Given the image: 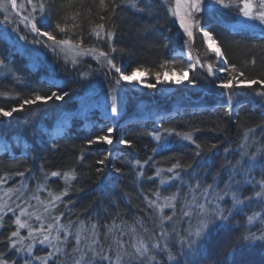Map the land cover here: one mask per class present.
<instances>
[{"label": "trees", "instance_id": "1", "mask_svg": "<svg viewBox=\"0 0 264 264\" xmlns=\"http://www.w3.org/2000/svg\"><path fill=\"white\" fill-rule=\"evenodd\" d=\"M174 1L170 0V3L174 5ZM148 2L152 4L148 11L136 13L129 9L119 13L112 21L116 24V37L112 43L123 50L113 53L112 56L114 62L125 69H148L143 71L148 82L156 84L150 91L136 89L124 81L117 85L115 79L118 74L114 70L107 71L102 68L91 57L83 58L80 64L73 67L70 59L65 60L63 52H57L53 56L48 52L46 59L37 57V64L32 65L29 48L14 44L0 34V93H7L0 95V108L9 110L10 107H16L17 97L24 98L35 91L41 94L68 93L62 101L53 97L47 103H38L31 109L25 106L24 111L13 113L12 117H0V177L6 180L4 186L13 189L21 183L26 184L29 196L31 191L37 189L38 184L45 183L44 173L75 167L79 178L73 181L74 190L63 198L65 203L59 204L54 215L62 212L64 224L69 219L76 221L71 229L73 233L76 232L80 221H83L86 226L93 223L99 225L100 233L105 234L107 226L115 221L121 228H114L113 233H107L106 239L102 236L105 247L113 243V235L126 241L130 227L135 226L144 234L138 223L141 219L145 227L158 232L159 216L148 208L144 199L146 195L154 199L155 197L151 196L152 191L159 189L163 196H167L180 188L181 197H189L188 185H194L197 181L201 185L211 184L213 177L218 178L219 187L223 188L228 180L230 166L241 159V153L245 150L241 145L245 142L246 134L249 145L247 150L250 153L264 148V98L254 95L253 90L248 88L236 89V94L229 97L226 90L217 86V77H226L228 73L216 71L220 65L216 62L215 53L207 50V44H202V34L196 33L195 28L193 55H199L202 63L205 60L213 63L215 75L209 76L205 69L198 65L195 70L190 71L188 79L194 80V84L187 82L183 85H173L167 93L151 94L153 90L161 88L162 83L155 81L154 73L160 70L159 64L162 61L174 59L177 68L186 67L190 62L178 50L183 41L189 39L187 35L176 22L174 23V18L162 0ZM67 5L68 0H55V8L49 20L55 22L58 16L64 13L83 11L84 15L78 17L76 22L83 28L85 43L92 40L95 44V39L88 36L90 24L89 20L85 19L88 13L79 3L71 8ZM84 5L92 7L91 20L99 22L93 0H84ZM229 14H237V9L224 7L215 15L199 13L195 17V23L198 21L200 27L207 26L230 64H236L249 78H264V50L259 47L264 45V34L236 29L225 20ZM79 31L80 29H77L76 33ZM76 33L70 32L67 35L75 38ZM60 35L64 34H58V38ZM254 45L256 47H253ZM97 46L108 51L106 42H100ZM253 57L257 61L254 66L250 64ZM84 72L89 73V78L81 75ZM98 77L103 87L121 89L128 101L145 96L142 93L147 92L148 97L145 100L153 102L149 113L128 110L117 121L110 115L97 111L84 116L66 114L76 109L77 98L87 91L90 83ZM259 87L253 85V89ZM229 103L231 112L228 111ZM108 127L116 129L115 141L111 145L87 143ZM164 129H175V132L199 129L194 131V138L202 145L204 151L200 156H196L194 145L182 140L175 132L169 135ZM249 129H254V132H249ZM151 133L160 134L161 140H155ZM120 137L131 141L132 146L118 143L117 138ZM213 144L217 147L209 152L207 149ZM82 150L84 160L80 161ZM108 151H111L112 155L105 164H99L98 161L103 159ZM149 157L152 159L148 160ZM177 159L192 164L187 173H181L185 183L181 185L179 181H172L160 185L161 177L167 179L171 173L163 172L161 177H155L156 170L169 168ZM136 160H140L143 165L142 177L137 175L141 169L135 166ZM145 160H148L147 164H143ZM248 163L255 164L253 175L259 180L264 156L258 155L255 162ZM117 168L121 171L117 172ZM98 169L100 171H97ZM18 172H24L25 175L19 176ZM150 176L155 179L149 180ZM242 178V175L235 177L236 180ZM47 186L50 190L58 192L63 187V181L50 178ZM244 191L246 195H251L253 190L250 186H245ZM42 194L48 196L45 190ZM2 196L1 191L0 203ZM69 200L72 203L69 204ZM224 206H231L228 197ZM181 207L182 201H178L177 217L173 222L165 221L164 224L169 231L175 226L183 235L185 222L178 218ZM164 211L167 215L172 213L171 209ZM252 211H261V208L255 203L244 208V212L235 217L231 230H225L221 239L235 243L236 238L244 231L245 214H251ZM47 216L48 220L51 219ZM12 219V213L5 216V224L11 227L0 230L3 232L0 240L9 231L14 230ZM257 227L258 225L253 226L251 230L255 232ZM121 229L129 234L121 235ZM144 235L151 238L150 234ZM70 240L74 243L73 237L70 236ZM172 240L176 241L178 237L173 235ZM36 248L39 251L36 255L40 256L49 251L46 247ZM180 248V244L175 243L173 252L183 264H193V261L201 259L199 256H188L186 247L185 255L180 256ZM0 251L6 250L0 246ZM40 251H45V254L41 255ZM226 256L229 264H264V246L259 243L237 246L235 254L229 255L228 248L222 244L212 264H224ZM62 259L64 264H72L71 257ZM158 259L167 261L166 254H159ZM20 262L18 260V264H21Z\"/></svg>", "mask_w": 264, "mask_h": 264}, {"label": "snow or ice", "instance_id": "2", "mask_svg": "<svg viewBox=\"0 0 264 264\" xmlns=\"http://www.w3.org/2000/svg\"><path fill=\"white\" fill-rule=\"evenodd\" d=\"M79 3L81 8L88 13L85 19L89 20L90 28L88 30V36L93 37L96 41L94 44L92 40L85 43V35L83 28L80 24H77L78 17L84 15L83 11L77 10L73 13H64L62 16H58L55 22H51L49 17L53 14L55 8V0H27V5H30V10L27 15H24L20 20L21 24L34 33L38 37H46L47 40L43 43L46 47L51 48L55 53L57 51L65 54V60H69L73 67L80 64L85 57H91L97 64L107 71H115L118 77L115 79V83L119 85L121 81L132 82L133 77L137 72H141V67H134L125 69L123 66H118L114 62L113 53L123 51L118 49L112 41L116 37V24L112 21L119 15V13L126 10H133L136 13H144L151 9L152 4L148 0H93V4L97 9L95 15L98 17L99 22H93L91 16L93 14L92 7H86L84 0H68V7H73ZM162 3L167 7V11L172 17H175V21L179 22V27L183 29V32L189 38L183 41L182 49L188 48L187 52L181 51L182 56H187L190 63L186 67L175 66V60H164L159 64V71L154 73L155 81L158 83L169 82L162 80V76L166 77L168 72H171L173 76L178 71L181 77L186 78L188 71L195 70L197 66L201 69H205L209 76L215 75L213 63H208L205 60L201 62L199 55H193L192 45L195 42V34L201 35L202 44H207L208 49L215 53L216 62L220 67L216 70L218 72H227L226 77H217L219 79V88L226 90V95L231 97L236 94V89L248 88L252 89L254 95L264 98V78H249L246 76L245 71L238 68L236 64H230L225 53L219 46H213L212 33L207 27H200L199 23H193L194 13H199L204 10V0H175L174 6L170 3V0H162ZM215 3L222 5L225 8H237V14L247 18V20H258L261 24H264V0H215ZM211 7V4H209ZM9 8H25L24 4H17V0H0V11L7 13ZM5 21L8 22L9 17L5 15ZM71 21V23H69ZM80 29L79 33L76 30ZM16 30L19 31V24L16 26ZM264 31V29H262ZM73 32L75 38L68 33ZM58 34L60 38H58ZM26 39L27 37H20ZM50 41L51 43H47ZM33 43H41L40 40H33ZM100 42H106L108 51H104L103 48L97 46ZM91 45V46H90ZM253 47H256L255 45ZM264 50V45L259 46ZM2 63V61H0ZM257 63L256 58L253 57L250 60L251 65ZM169 65H172L170 68ZM148 71V69H143ZM85 78L88 76L87 72L81 74ZM143 83V81H139ZM176 84L184 82L183 79H176L172 81ZM189 83L194 84V80H189ZM253 85H259V88L253 89ZM149 88H155L156 84L151 83L146 85ZM0 95H7V93H0ZM67 92L57 94L56 92L41 94L39 91L33 92L31 95L20 98L17 97L18 106L10 107L9 110L0 108V117H12L13 113L22 112L25 110V106L30 109L38 103H47L55 97L56 100H64L67 96ZM115 95L112 96L113 106L111 113L113 116L119 115L116 107ZM228 111L231 112V104L229 103ZM116 131L113 127H108L106 131L102 130L101 134L96 135L95 139H89L87 143L93 144H108L113 143L111 133ZM199 131V129H194ZM194 131L187 132H175V129H164V132L171 135L173 132L179 136L182 140L190 142L195 146V155L200 156L204 151V148L194 138ZM249 132H254V129H249ZM155 140L160 141L161 135L157 133H151ZM117 142L120 144L132 146V142L117 138ZM217 146L211 145L207 150L213 151ZM245 149L241 153V159L229 168V176L227 182L224 183V187H219V181L217 177H213V182L207 185H201L197 181L194 185H188V195L191 196V200L187 197H181V190L177 188L175 192L170 195L163 196L159 189L152 191L151 196L154 199L145 196L144 199L149 209L153 210L154 214L159 216V233L156 234L155 230L149 229L144 226L143 220H139L140 228L143 229L144 235L141 234L138 229L133 226L129 228V232L133 235L131 240H123L120 236L113 235V243L107 244L105 247L104 239L107 238V233H113L114 228H121V225H116L113 221L112 225L107 226V233H100V226L93 223L90 226H86L83 221H80L79 227L76 232L71 231L72 226L76 221L68 220L66 224L60 223L63 213L59 215L51 216L53 210L58 209L59 204L65 203L64 197L69 195L70 191L74 190L73 181L79 178V174L75 167L68 168L67 170H53L46 172L43 175L45 181L44 184H38L37 189L45 190L48 193V199L45 201L41 199L39 195L33 194L32 199L36 200L38 205L43 207V213H47L51 216L52 223H48L45 226L43 220L45 219L43 213L38 214V211L29 212L28 208L20 207L19 214H16L14 208L8 207V212H11L14 219L11 220V224L15 225L14 230L4 235V238L0 240V246L6 251H0V264H18V260L22 261V264H35L39 261L40 264H64L62 257H71L72 264H183L181 259L177 258V254L173 252L175 243H179L181 248L179 255H185V247L187 248L188 256H199L200 260L193 261V264H212L221 250V245L228 248V254L234 255L237 246L251 245L259 243L264 246V166L261 168L260 179L257 180L253 175L255 168L254 163H248V161L255 162L257 156H264V148L258 149L256 152H249L247 143V134L245 135V142L241 145ZM155 151V149L153 150ZM112 155L111 151H108L107 155L98 163L103 165ZM245 157L247 160H245ZM149 157L148 160H151ZM80 161L84 160L83 150L79 157ZM148 160H145L143 164H147ZM135 166H139L141 170L137 172V175L142 177L144 172L142 170L143 165L140 160L135 161ZM226 167H228L226 165ZM192 168L191 163L181 162L179 159L175 161L167 169H157L155 177H161L163 172L171 173L167 179L161 177L160 185L169 184L172 181H179L183 185L184 179L181 173H187L188 169ZM31 171V170H29ZM97 171H100L98 169ZM117 172L121 169L117 168ZM17 175L24 176V172H18ZM237 175H242V179L236 180ZM155 177H148L149 180H154ZM50 178H59L63 181V187L60 191H52L48 188L47 182ZM6 183V180L0 177V185ZM245 186L252 188V194H245ZM14 190L9 188L4 192L5 196H9ZM198 193V194H197ZM225 197H228L231 206H222L225 202ZM161 199L163 203H160ZM182 201L183 207L179 209V219L187 223V228L183 230V235L177 231L173 226L169 231L164 227V222H173L177 217V203ZM68 203H72L71 200ZM257 204L261 208V211H252L251 214H245V224L243 225L244 231L236 238L235 243L230 240H222L221 236L225 230H231L233 227V221L235 217L244 212V208L249 207L252 204ZM7 205H0V230L5 227H11V225L5 224V216L7 212L4 209ZM29 207H35L29 205ZM165 209H171L170 215L165 214ZM27 217V219H22ZM35 217L37 225L31 223V218ZM195 221V223H193ZM123 223V222H122ZM257 231H252L253 226H257ZM238 226V222H237ZM21 229L27 230V235L21 234ZM53 229H55V235H53ZM63 233V238L61 236ZM259 233V234H257ZM129 233L123 232L121 229V235H128ZM0 235L3 232L0 231ZM173 235L178 237V240L173 241ZM73 237V241L68 238ZM37 244L47 246L51 249L46 255H35L34 251ZM166 254L167 261L162 262L158 259L159 254ZM224 264H229L227 256L225 257Z\"/></svg>", "mask_w": 264, "mask_h": 264}, {"label": "rangeland", "instance_id": "3", "mask_svg": "<svg viewBox=\"0 0 264 264\" xmlns=\"http://www.w3.org/2000/svg\"><path fill=\"white\" fill-rule=\"evenodd\" d=\"M17 4L18 5L24 4L25 8H23V9H21V8H17V9L9 8V11L7 13H5L4 11H0V34L3 37L6 36L14 44L21 45L24 48H29L31 50L30 57H31V60H33L32 65L37 64V60H35L37 57H42V59H46L48 52L51 53L50 55H52V56L57 54V52H60V51H57L54 53L51 50V48L46 47L45 44L43 43L44 41L47 40L46 37L36 36L34 33L29 32V30L24 26V24L20 23V20L22 19V17L24 15L28 14V11L30 10L31 6L27 5V0H17ZM174 4H175V1H174ZM209 4H211V7H209ZM203 7H204V10L199 12L200 14L207 12V13L215 15L221 9H224V7L222 5L216 4L215 0H204ZM199 13L193 14V16H194L193 23L194 24L196 22L195 17ZM5 15H7L9 17L8 22H6L4 19ZM173 18L175 20V17H173ZM225 20L227 21V23L229 25L235 27L236 29L251 31L254 33H259V34H264V31H262V29H264V24H261L258 20H247V18H244L238 14H229L228 16L225 17ZM176 23L179 26V22L176 21ZM17 24H19V31L16 30ZM203 27H207V26L204 25ZM20 37H27V38L21 39ZM33 40H40L41 43H33L32 42ZM47 43L50 44L51 42L48 41ZM178 50L180 52L182 50L184 52H187L189 49L186 47H184L182 49V47H180ZM184 57L187 59L186 55ZM188 62H190V61H188ZM189 76H190V71H188V75L186 78L181 77L179 72H176V74L174 76H173V74L168 72V75L166 77L163 76L162 80H167L169 82L162 83L161 88L157 89L156 91L153 90L151 92V94L162 93V92L167 93V91H169L173 85L186 84L188 82ZM87 77L89 78V73H88ZM176 79H183L184 82L181 84H176V83L172 82ZM139 81H143V83H140ZM124 82H127L132 87H134L136 89H140L142 91L150 89L149 87L146 86L147 84H150V83L147 80L146 73L143 71L137 72L136 76L133 77L132 82H128V81H124ZM142 94H145L146 97L141 96V97L135 98L133 101H128L121 89L110 88V87H105V86L103 87V85L101 84V81L98 77L97 79H94L92 83H90L87 91L85 90V92L77 98L76 109L73 111H68L66 114H71V115L74 114V115L84 116L85 114H87L89 112L97 111L99 113H103V114L105 113L107 115H110V117L112 119H115V121H117L118 119L122 118V116L128 110L133 111V112L138 111V110H142L143 113H149L150 109L152 108L153 102L150 100H148V101L145 100L148 97L147 92L142 93ZM113 95H115L117 97L116 107H117L119 115H116V116H113L111 113V108L113 106V101H112ZM115 133H116V131H114L113 133L110 134L113 141H115L114 140V137H115L114 134ZM120 138H122V137H120ZM4 185H5V183L0 185V190L2 189L1 191H2V195H3L1 197L0 205H7V207L4 209V211L7 212V214L10 213V212H8V207H10V208H14L16 210V214L18 215L20 208H18L17 205H20V207L28 208L29 212L38 211V214L43 213V207L38 205L37 201L32 199V196H33V194H36V195H39L41 197V199H44L45 201H47L48 196L47 195L44 196L42 194V192L44 190L38 191V189H34L33 191L30 192V194L28 196L27 192H26L27 185L21 183L17 187L13 188L14 191L12 193H10L9 196H5L4 192L8 188H6ZM162 197H163V195H162ZM226 198L227 197H225V199ZM187 199L191 200V196L187 197ZM160 203H163L162 199H161ZM29 205H33L35 207H29ZM222 206H224V203L222 204ZM54 211L55 210L52 211L51 216H56V215H54L55 214ZM43 215L45 217V219L43 220V223H45V226H47L48 223H52L51 219H49L50 221L47 219L48 218L47 213H43ZM51 216H49V217L51 218ZM22 219H27V217H22ZM30 222L33 223L34 225H37V226L40 223V222H37L35 220V217H32ZM60 223H63L62 217H61ZM193 223H195V221ZM187 226H188L187 223H185L186 228H187ZM78 227H79V225L76 227V229ZM164 227L166 228L165 224H164ZM158 233H159V228H158V232L156 234L158 235ZM21 234L27 235V230L21 229ZM53 235H55V229H53ZM63 235L64 234L61 233L62 238H63ZM68 239L70 240V237ZM131 239H133V235L130 233L128 235V237L126 238V241L131 240ZM38 246H40L42 249H44V247L48 248L47 246L37 244L36 247H38ZM49 251H51L50 248H49ZM38 252L39 251L36 248L34 251V254L36 255V254H38ZM40 253H41V251H40ZM44 254H45V251H43V253H41V255H44ZM20 263L22 264V261Z\"/></svg>", "mask_w": 264, "mask_h": 264}, {"label": "bare ground", "instance_id": "4", "mask_svg": "<svg viewBox=\"0 0 264 264\" xmlns=\"http://www.w3.org/2000/svg\"><path fill=\"white\" fill-rule=\"evenodd\" d=\"M211 43L213 44V46H218L217 42L214 39H213V41H211Z\"/></svg>", "mask_w": 264, "mask_h": 264}]
</instances>
